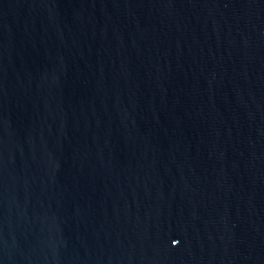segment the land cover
<instances>
[{"label":"water","instance_id":"obj_1","mask_svg":"<svg viewBox=\"0 0 264 264\" xmlns=\"http://www.w3.org/2000/svg\"><path fill=\"white\" fill-rule=\"evenodd\" d=\"M0 264H264V0H0Z\"/></svg>","mask_w":264,"mask_h":264}]
</instances>
